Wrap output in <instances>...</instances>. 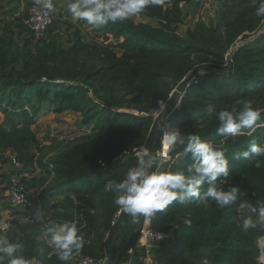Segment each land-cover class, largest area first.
Listing matches in <instances>:
<instances>
[{"label":"trees","instance_id":"1","mask_svg":"<svg viewBox=\"0 0 264 264\" xmlns=\"http://www.w3.org/2000/svg\"><path fill=\"white\" fill-rule=\"evenodd\" d=\"M182 1L188 0H164L140 14L157 19V24L135 17L110 22L92 27L95 34L91 37L74 31L75 36L68 37L66 43L58 33L63 10L56 14L58 18L54 15L42 38H37L25 22L32 0H18L6 11L7 17L0 18V118L4 115L0 151H10L13 162L21 165L18 173H29L20 178L24 185L45 189L39 220L18 210L8 229L0 227V234L23 244L21 254L26 259L65 264L47 242L49 220L82 225L84 247L68 264H76L85 255L107 256L114 235L131 217L124 214L122 223L104 242L117 209L115 195L105 192L104 185L122 179L135 166L132 151L148 147L157 126L152 111L160 107L158 101L167 103L182 81L198 69L197 81L188 87L166 123L180 127L185 136L199 135L214 148L225 150L229 175L217 183L225 190L238 186L245 194L225 208L211 199L192 200L173 202L152 215V228L171 232L155 245V264H202L204 258L208 264H264L259 260L264 225L247 232L239 226L249 215L239 204L264 200V157L259 168L234 158L247 150L252 140L264 145V17L255 15L259 0H217V26L198 21L186 36L179 34L185 21ZM54 5L57 8L56 2ZM65 13L72 16L68 9ZM252 35L231 52L229 73L211 72L227 71L230 48ZM244 99L261 111L255 132L251 136L218 135L215 113ZM210 104L215 109L212 114L207 110ZM50 109L78 113L77 129L88 130L48 156L62 142L47 136V141L56 143L46 147L28 127ZM6 125H11L10 132L4 130ZM183 147L171 150L166 169L186 171L191 166V154L183 155ZM207 187L205 183L202 192ZM139 235L137 228L128 248L119 252L116 264L128 260ZM3 264H8L7 259Z\"/></svg>","mask_w":264,"mask_h":264},{"label":"clouds","instance_id":"2","mask_svg":"<svg viewBox=\"0 0 264 264\" xmlns=\"http://www.w3.org/2000/svg\"><path fill=\"white\" fill-rule=\"evenodd\" d=\"M35 3L44 10L45 15L55 11L53 0H35ZM163 3L164 0H70L67 7L73 19L86 21L93 28H101L110 22H124L134 18L146 8ZM255 15L264 17V0H259ZM158 103L162 112L167 110L166 102ZM207 110L210 114L215 112L211 104ZM215 116L219 121L216 128L218 135L251 136L256 130L257 121L261 119V111L254 108L250 100L244 99L223 108ZM4 130L10 132L11 125H6ZM160 131L161 142L166 150L163 154H154L147 146L140 147L136 151L135 166L129 168L122 179L109 180L104 185L105 192L115 195V204L123 213L133 219L139 216L148 217L165 210L173 202L184 204L192 200L206 199H211L220 208H225L235 204L245 194L238 186L234 185L225 190L217 183L220 178L229 175V160L225 150L214 148L199 135L185 136L180 127L168 123ZM177 145L184 146L183 155L191 154L193 163L186 171L173 172L165 168L167 150L174 149ZM261 157H264V145H258L252 140L248 149L236 153L234 158H243L259 168ZM101 165L103 166L102 162ZM205 183L208 187L202 192ZM239 207L247 208L249 212L239 225L242 231L247 232L258 225H264V200H258L255 204L241 202ZM36 219H40L39 212ZM81 228L82 225L78 226L76 221H47L45 236L48 237L47 242L58 260L68 264L74 254L82 250L85 240ZM23 248L21 242H11L7 235L0 234V264L5 259L8 264H30L21 254ZM202 264H208V260L204 258Z\"/></svg>","mask_w":264,"mask_h":264},{"label":"rangeland","instance_id":"3","mask_svg":"<svg viewBox=\"0 0 264 264\" xmlns=\"http://www.w3.org/2000/svg\"><path fill=\"white\" fill-rule=\"evenodd\" d=\"M54 2L57 3V8H55L54 5L55 16L58 12H60V10L64 11L63 16L61 17V21H59V25L61 28L58 32L60 39L63 42L65 41L66 43L68 37L72 38V36H75L74 31L77 30L81 31L82 33H88L90 37L95 34V32L92 31V27L89 26L86 21L73 19L72 16L65 13L68 9L67 5L70 0H55ZM17 3L18 0H0V18L7 17V15H5L6 11L15 7ZM182 9L185 21L179 27V34L183 36H186L188 29H194L198 21H202L207 25L217 26L220 20L217 0H201L199 3H197V0H188L185 2ZM22 10L23 5L19 12L21 13ZM135 19L139 21L152 22L153 24H157L158 21L157 19H151L143 15H138L135 17ZM1 30L2 29L0 25V32ZM254 36L255 35H252L247 39L240 40L234 47L230 48V52L236 50L237 47L242 45L245 41L252 39ZM3 116V113H1L2 118ZM2 118H0V122L2 121ZM79 118L80 115L73 111L56 113L55 111H52V109H50L49 111L43 112L42 114L38 115L35 119V122L30 127H28V129L31 132L36 133L37 137L43 141V144L46 147L51 144H55L56 142H59L60 144L62 142V145H59L54 151H47V155L50 156L59 152L60 147L73 141L74 138L81 136L82 133L85 132V130H88V128H81L79 130L77 129L76 122ZM167 118L168 116L166 114H163L159 119L156 120L155 124L157 126L154 129V134L152 136L156 135L158 127H160L163 123L165 124ZM47 136L56 137V142L52 143L50 141H47ZM160 138L161 133L153 139L154 154H157V150L159 149V146L157 147V142L159 140L160 144ZM12 158L13 155L9 150H6L4 152L0 151V227L5 230L9 228L11 224L10 222L15 218L14 215L18 213V210L24 211L25 216L28 215L29 217H36L38 212L40 216L44 212L42 206V202L45 199L44 186L39 188H31L23 184L31 199V203L23 207H17L11 204L12 202H10V188L13 182L12 176L21 178V176L28 177L29 174L28 172L18 173L17 171L20 170L21 165L13 162L14 160H12ZM5 225H7L8 227L5 228ZM263 245L264 237L259 240V246L261 249L259 260L262 262H264V247L263 250L261 248V246Z\"/></svg>","mask_w":264,"mask_h":264},{"label":"built area","instance_id":"4","mask_svg":"<svg viewBox=\"0 0 264 264\" xmlns=\"http://www.w3.org/2000/svg\"><path fill=\"white\" fill-rule=\"evenodd\" d=\"M54 1L55 0H53V4ZM185 2L186 1H182L180 3L181 8L184 6ZM53 21H54V14L51 13L45 15L44 10L35 3V0H32V2L29 5V17L28 19H26L25 22L34 32V34H36L35 36L37 38H42L45 35H47L46 33L48 32L49 26L52 24ZM197 75L198 72L191 78V82H190L191 84L197 81ZM167 112H168L167 110L162 112L161 106L158 109L153 110L152 111L153 124H155L156 120L159 119L163 114H167ZM139 148L136 147L133 149L132 152L134 153V155H136V151ZM171 150L172 149L167 150V161L171 159ZM165 151L166 150L164 149L160 138V145H159V149L157 150V153L163 154ZM12 181H13L12 186L10 188V202H12L11 204L15 206L21 204L22 206L29 205L31 203V199L20 178L12 176ZM124 214L125 213H123L120 207L117 205V209L114 212L111 221L112 229L108 230L105 233L104 242H107L110 236L114 233L113 229H115L116 226L122 223ZM138 228L140 235L138 242L135 245V248L141 249V252L138 256L137 264H155L154 247L156 244L160 243L163 239L168 238L171 232H165L162 230H157L152 228L151 216L144 217L142 225ZM106 259L107 256L104 258H95L91 255H85L82 256L76 264H105ZM27 260L30 261V264H43V262H41L40 259L30 258Z\"/></svg>","mask_w":264,"mask_h":264},{"label":"water","instance_id":"5","mask_svg":"<svg viewBox=\"0 0 264 264\" xmlns=\"http://www.w3.org/2000/svg\"><path fill=\"white\" fill-rule=\"evenodd\" d=\"M231 52L230 54H228L227 56V60L229 63V69L227 71H211L213 73L216 74H227L232 70L233 67V62L231 59ZM198 69H195L192 71V73H190L183 81L182 83L173 91L171 97L168 100V108H167V116L173 112L176 108L179 107L181 100L186 92V90L188 89V87L191 85V78L197 74ZM164 125L161 124L160 127H158L156 135L152 136L149 142V148L153 151L154 149V137H157L161 131V127ZM143 218L144 216H139L135 219H133L131 217V219H129L127 222H125L120 228L119 230L116 232V234L114 235L110 245L108 246L109 252L107 255V259H106V263L105 264H116L118 259H119V252L122 250H125L128 248L130 240L132 239V237L134 236L136 230L138 227H140L143 223ZM124 231L123 233V237H122V242L120 244V246H116V240L119 237V235L122 233V231ZM126 237H128V240L125 242Z\"/></svg>","mask_w":264,"mask_h":264},{"label":"crops","instance_id":"6","mask_svg":"<svg viewBox=\"0 0 264 264\" xmlns=\"http://www.w3.org/2000/svg\"><path fill=\"white\" fill-rule=\"evenodd\" d=\"M125 230L122 231V233L119 235V237L116 240V246H120L121 244V240L123 237V233ZM128 240V237H126L125 242ZM141 252V249H137L134 247L130 248V257L128 258V260L124 261L122 264H137L138 261V256Z\"/></svg>","mask_w":264,"mask_h":264},{"label":"bare ground","instance_id":"7","mask_svg":"<svg viewBox=\"0 0 264 264\" xmlns=\"http://www.w3.org/2000/svg\"><path fill=\"white\" fill-rule=\"evenodd\" d=\"M263 247H264V245L263 246H261V248L263 249Z\"/></svg>","mask_w":264,"mask_h":264}]
</instances>
